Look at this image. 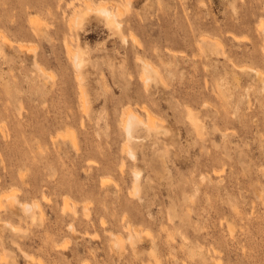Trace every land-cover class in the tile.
<instances>
[{"label": "rangeland", "instance_id": "374dc122", "mask_svg": "<svg viewBox=\"0 0 264 264\" xmlns=\"http://www.w3.org/2000/svg\"><path fill=\"white\" fill-rule=\"evenodd\" d=\"M84 1L119 5L120 33L76 25ZM0 32V264H264V0H0ZM128 107L162 131L128 143Z\"/></svg>", "mask_w": 264, "mask_h": 264}, {"label": "bare ground", "instance_id": "6f19581e", "mask_svg": "<svg viewBox=\"0 0 264 264\" xmlns=\"http://www.w3.org/2000/svg\"><path fill=\"white\" fill-rule=\"evenodd\" d=\"M125 2H126V5H130L131 3H132V0H125ZM94 3V2H93ZM92 2H87V1H84V3H83V5L78 9V10H75V12H74V14H73V16H74V22H75V24L76 25H78L80 22H82L80 19L82 18V16L84 17L85 15L86 16H88L87 15V13H90V12H94V13H96V15H97V17H99L102 21H103V23H105L106 25H107V27H109L110 29H117L116 31H119V33H120V31H121V29H122V25H124V24H122V22L118 19V13H117V10H115L116 8L115 7H113V6H119V5H115V3H114V5H111L110 3V5L111 6H109V4H108V2H105V1H100V2H98V3H94L93 4ZM117 9H118V7H117ZM122 11V8L120 9V10H118V12H121ZM120 14V13H119ZM122 15V14H121ZM87 18V17H86ZM33 20V19H32ZM34 21V20H33ZM36 21V20H35ZM37 21H38V18H37ZM84 23V22H83ZM130 25V24H129ZM124 29V28H123ZM112 30H110V31H112ZM114 30V31H115ZM113 31V32H114ZM124 33H126L125 31H123ZM115 33V32H114ZM113 34V33H112ZM116 34V36H117V32L115 33ZM122 34V33H121ZM119 35V37H123V38H121L122 39V41H123V39H124V41H125V36H128L129 37V35H126L125 34V36H123V34L122 35ZM115 36V35H114ZM118 37V36H117ZM135 37V36H134ZM133 37V38H134ZM132 38V39H133ZM66 39V38H65ZM73 39V38H72ZM127 39H130V37L129 38H127ZM135 39H136V37H135ZM0 40L2 41V42H4L5 43V45L6 46H15L16 44L14 43V41H12L11 39H9L8 37H7V35H5L4 33H1L0 32ZM73 41H74V39H73ZM73 41H72V43H73ZM78 42V41H77ZM80 42V41H79ZM127 42V41H126ZM126 42H124V43H126ZM15 44V45H14ZM69 44V43H68ZM76 44V43H75ZM79 44V43H78ZM77 44V49H74L73 50V48L71 49V47H70V45H66L65 44V47L67 46V51L72 55V58H70V59H72L73 60V63H74V66H75V69L76 70H78L77 72H79L78 73V79L81 81V79L83 78L82 76L84 75L83 74V72H82V74H81V68H82V66H83V64H84V61H85V58L83 57V50L81 51V49L82 48H80V46ZM127 44V43H126ZM24 45H22V44H18L17 45V47H18V49H20L21 51L23 50L22 48H26V50H28L27 49V47H23ZM31 46V45H30ZM72 46V45H71ZM79 46V47H78ZM29 49H31V48H29ZM33 49V48H32ZM31 49V50H32ZM36 51V50H35ZM29 53V52H28ZM36 53V52H35ZM68 53V54H69ZM70 54H69V57H70ZM142 59V58H141ZM140 58H139V60H141ZM142 62H143V79H144V81L146 82V85L147 84H149L150 82H151V80H153V78H154V75L155 76H158V71H157V69L151 64V63H149V62H146V61H144L143 59H142ZM141 62V63H142ZM36 66H38V72L40 73V74H43V77H45L47 74H45V71H44V69L42 68V67H40L39 65H38V62H36ZM241 68V67H240ZM249 68V69H248ZM244 67V69H245V71H246V69L248 70V73L250 72V69H252V71L254 70L253 68H250V67ZM243 69V70H244ZM242 69H240V71H243ZM83 71V70H82ZM245 71L244 72H242V73H245ZM252 71L250 72V73H252ZM45 74V75H44ZM254 74H255V76H256V78L257 79H259V80H261L262 81V84L264 83V76H263V79H262V74H263V72L262 71H260V70H254ZM245 75V74H244ZM252 75H253V73H252ZM158 78H159V76H158ZM238 78V77H237ZM78 80V81H79ZM238 81V80H237ZM80 83V82H79ZM83 84V83H82ZM81 86V85H80ZM147 86H149V85H147ZM220 86V85H219ZM82 88H81V90L83 91L84 89L83 88H85L84 87V85H82L81 86ZM251 87V86H250ZM250 87H248V88H250ZM80 88V87H79ZM264 88V87H263ZM217 90V89H216ZM219 90H220V88H219ZM81 91V92H82ZM86 90H84L83 91V94L81 93V96L83 97V99L82 100H84V104H85V106L88 104L87 103V95L88 94H86V92H85ZM251 91V90H250ZM264 91V90H263ZM250 95H251V93H250ZM249 95V96H250ZM87 96V97H86ZM220 96H222L223 97V95L221 94ZM246 96H248V95H246ZM252 99V98H251ZM221 100V99H220ZM248 100H249V97H248ZM83 103V102H82ZM84 106V105H83ZM142 108V107H141ZM140 108V109H141ZM144 109H145V107H144ZM143 108H142V110H144ZM147 109H149V108H147ZM126 110V116L124 117V119H123V130H124V133H125V136H126V138L129 140V142L128 143H130V141H134L135 139L137 140V136H138V129H139V127H143L144 129H146L148 132H151V131H154V130H157V131H159V132H161L162 131V129H160L159 127H160V125H159V127H158V124H157V120L155 119V116L152 114V113H150V112H147L146 111V109L144 110L145 111V115L147 116V118L145 119V118H143V115L140 113V112H138L137 110H135V109H133V108H131V107H128V108H126L125 109ZM124 111V110H123ZM149 111V110H148ZM151 111V110H150ZM223 114V113H222ZM187 115H188V119H189V121L191 122V124H193L196 128H200L201 127V124H200V121H199V119L195 116V114L193 113V111L191 110V109H189L188 110V112H187ZM225 115V114H224ZM228 115V114H227ZM202 129V128H201ZM122 130V129H121ZM2 131H3V129H2ZM166 132V131H165ZM4 133V132H3ZM224 135V134H223ZM75 136V135H74ZM73 136V137H74ZM76 140H77V138H76ZM138 141H140V140H138ZM126 142V141H125ZM125 145V144H124ZM124 145H123V148H124ZM125 150V152H127L128 154H129V156H131L132 158H134V159H137L136 157H137V151H136V149L131 145V144H127L126 145V149H124ZM130 160H131V158H130ZM137 163V162H136ZM124 166V165H123ZM122 166V167H123ZM122 171V170H121ZM123 171H124V169H123ZM141 172V171H140ZM133 174H134V178H135V182H134V184H135V188H136V194L139 192L140 193V177H141V175H140V173L138 172V170H134L133 171ZM132 174V175H133ZM105 180H107V179H105ZM16 192V191H15ZM6 199L9 201V204H11V207L12 208H15L17 205L16 204H19V206L22 208V210L24 211V212H26V214L28 213V214H32V218L33 219H35L36 218V216H35V214L32 212L33 211V209H37L38 207H39V205L38 204H36L35 203V205H33V204H30V203H21V201H19V199H18V197H17V193H14L13 191H12V193H8L7 195H6ZM69 201H67V199H66V202H65V205H66V207H65V205H64V207H65V209L67 210V209H69V208H73V210L75 211V206L72 204L71 206H69L68 207V205H69V203H68ZM38 203V202H37ZM38 209H41V205H40V207L38 208ZM65 209H64V211H65ZM70 211V210H69ZM74 211H73V213H74ZM43 212V211H42ZM35 213H36V211H35ZM76 213V212H75ZM42 214V213H41ZM40 214V215H41ZM43 215V214H42ZM37 219V218H36ZM35 219V220H36ZM32 220V219H31ZM4 222H6V224H7V226L8 225H12L11 224V222H9V221H4ZM129 223V222H128ZM13 226V225H12ZM72 227L73 226H71V229H72ZM135 227V226H134ZM131 224H128V225H126L125 226V228H126V233H127V236H128V240L131 242H134V245H135V242H136V240H138L139 241V239L141 240L142 238V236H143V231H141V230H139V229H136V228H134ZM13 229L15 230V226H13ZM13 231V230H12ZM17 231V230H16ZM111 236H112V239H113V241H114V244L117 246V247H119L120 249L122 248V246H123V243H124V238L122 237V235H118V234H115V233H111ZM3 257H5V255L3 256ZM6 258V257H5ZM5 258H4V260H5ZM2 260H3V258H2Z\"/></svg>", "mask_w": 264, "mask_h": 264}]
</instances>
